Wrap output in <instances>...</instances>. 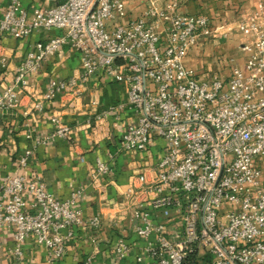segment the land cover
<instances>
[{
    "label": "built area",
    "instance_id": "built-area-1",
    "mask_svg": "<svg viewBox=\"0 0 264 264\" xmlns=\"http://www.w3.org/2000/svg\"><path fill=\"white\" fill-rule=\"evenodd\" d=\"M44 1L48 7L30 11L23 0L0 7V109L15 111L27 95L40 114L58 94L79 99L100 74L126 86L127 101L98 119L128 110L132 122L116 152L89 170L92 187L104 189L118 156L127 159L128 186L111 227L126 224L142 238L151 264H264V3L212 27L204 15L178 14L180 0H145L136 18L127 17V0ZM52 31L60 34L29 44L11 68L4 39L23 43ZM232 33L249 39L244 66L232 59L227 80H199L185 63L189 52ZM64 46L79 53V74L50 80L45 91L32 87L29 77ZM71 134L65 126L37 139L28 131L32 147L0 183V230L12 232L18 258L33 240L46 249V264H56L76 228H102L101 215L83 217L81 190L57 200L26 172L37 147ZM130 251L119 238L114 264Z\"/></svg>",
    "mask_w": 264,
    "mask_h": 264
},
{
    "label": "crops",
    "instance_id": "crops-1",
    "mask_svg": "<svg viewBox=\"0 0 264 264\" xmlns=\"http://www.w3.org/2000/svg\"><path fill=\"white\" fill-rule=\"evenodd\" d=\"M145 2L127 0V17H138L145 8ZM261 3L264 0H180L176 12L183 15H204L214 27L253 13ZM6 4L7 0H0L1 9ZM23 6L29 11L48 7L44 0H23ZM59 34L58 31L35 34L23 43L4 39L7 49L3 52L9 57L13 68L19 63L29 44ZM248 40L238 33H232L226 38H210L199 49H192L185 63L199 80H207L211 77L209 73L216 71L227 80L230 77V60L236 59L239 66H244L247 53L241 50V46ZM190 56L200 57L202 64L190 65ZM196 69L204 70L198 73ZM79 72V53L70 46H64L28 80L32 87L45 91L50 80L68 79ZM126 101L127 87L100 74L89 81L79 99L73 100L58 94L55 99L44 102V110L40 114L32 112V100L27 95L22 96L20 106L15 111L0 109V183L7 175L16 171L20 155L32 147L33 143L26 139L28 131L33 130L37 139L58 126L72 129L69 140L58 139L46 147H37L26 172L30 178L39 177L57 200L68 199L81 190L78 206L83 217L99 214L103 225L97 231L88 225L76 228L63 259L56 264H114V247L119 238L125 239L131 248L130 255L121 264H151L143 251L145 241L127 228L126 224L113 229L109 220L123 201L122 194L128 186L130 170L126 157L119 155L114 162L113 171L106 179L110 182L106 188L95 189L89 178L90 167L96 158L107 161L109 155L116 152L126 126L132 122V114L128 110H124L119 118L110 114L104 119L98 118L110 106ZM81 158L85 163L80 161ZM14 247L12 232L0 230V264H46V249L33 240L25 242L21 258L12 254Z\"/></svg>",
    "mask_w": 264,
    "mask_h": 264
},
{
    "label": "rangeland",
    "instance_id": "rangeland-1",
    "mask_svg": "<svg viewBox=\"0 0 264 264\" xmlns=\"http://www.w3.org/2000/svg\"><path fill=\"white\" fill-rule=\"evenodd\" d=\"M52 32H54V31H52ZM52 32H51V33H52ZM198 49H199V48H198ZM189 58H190V65H192V66H193V65H196V64L200 65V62H201V64H202V61L199 60L200 57L190 56ZM235 61H236V59H235ZM203 70H204V69H199V70L196 69V72L201 73V72H203ZM210 74H211V75H210ZM209 75H210V76H214V75L221 76V74H220L219 71L209 73Z\"/></svg>",
    "mask_w": 264,
    "mask_h": 264
}]
</instances>
